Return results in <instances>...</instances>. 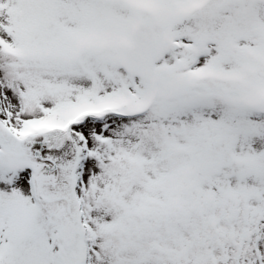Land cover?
Listing matches in <instances>:
<instances>
[{"label":"snow or ice","instance_id":"snow-or-ice-1","mask_svg":"<svg viewBox=\"0 0 264 264\" xmlns=\"http://www.w3.org/2000/svg\"><path fill=\"white\" fill-rule=\"evenodd\" d=\"M0 264H264V0H0Z\"/></svg>","mask_w":264,"mask_h":264}]
</instances>
